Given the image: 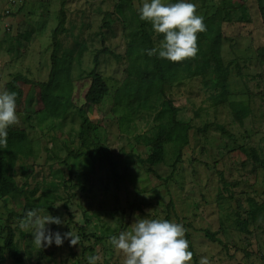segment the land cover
<instances>
[{
	"label": "rangeland",
	"instance_id": "rangeland-1",
	"mask_svg": "<svg viewBox=\"0 0 264 264\" xmlns=\"http://www.w3.org/2000/svg\"><path fill=\"white\" fill-rule=\"evenodd\" d=\"M61 1L16 0L10 4L0 0V90H5L17 72L47 80L51 31L58 22ZM187 2L194 3L196 14L203 17L220 4V0ZM142 3L65 0V30L58 36V55L65 53L71 59L75 106L60 119L16 113L18 126L28 133L33 150L16 159L8 173L33 199L45 194L48 207L35 209L38 215L49 213L64 221L46 227L77 234L79 244L72 246L65 239L62 246L38 247L32 227L22 229L21 219L9 214H20L23 200L0 197V246L10 217L23 264H88L87 258L93 255L99 258L97 264H123L124 255L109 238L130 230L140 218L168 216L187 230L198 264L201 257H207L210 264H264V166L242 150L252 148L264 160V63L257 53L264 46V27L259 0H231V18L221 23V56L229 69L227 90L231 100L248 108L241 123L228 104H212L210 90L199 77L166 87V96L177 108L176 117L192 125L189 142L168 180L174 147L167 144L163 162L154 166L161 177L157 178L140 161L149 147L134 139L152 129L156 110L132 115L113 105L114 91L124 77L131 11ZM82 45L85 48L78 60ZM103 48L109 53H100L98 71L108 85L107 93L100 105L80 108L87 85L84 74ZM84 118L90 130L82 144L79 132ZM205 124L208 128L199 131ZM70 151H86L89 156H70ZM169 200L173 207H168ZM250 200L260 208L254 218L249 214ZM200 229L214 233L220 242L206 238ZM0 264H13L6 251ZM191 264H195L193 259Z\"/></svg>",
	"mask_w": 264,
	"mask_h": 264
},
{
	"label": "trees",
	"instance_id": "trees-1",
	"mask_svg": "<svg viewBox=\"0 0 264 264\" xmlns=\"http://www.w3.org/2000/svg\"><path fill=\"white\" fill-rule=\"evenodd\" d=\"M175 2L177 0H168L166 3ZM64 5L65 0H62L57 25L51 31L52 51L47 80L30 79L17 72L12 74L10 80L5 84V90L17 94V114H24L29 118H32L33 115L44 114L53 119H60L65 117L75 106V79L72 76V62L65 53H62L63 56L58 55L60 49L58 36L65 30ZM229 6H231V0H220L219 7L211 15L203 17L206 31L198 34V54L194 59H186L183 62H171L158 58L156 55L148 56L144 50L155 47L163 37L156 35L149 22L140 20L138 9L131 11L132 29L129 32V40L123 55L125 58L124 77L114 91L113 105L127 109L132 115H137L142 111L156 110L152 129L149 132L136 135L134 139L137 143L149 147L148 155L140 161L145 170L157 178L161 177L155 172L154 166L163 162L167 144L174 147L176 154L171 164L172 170L166 180L176 171V163L181 157L182 149L189 142V131L192 129V125L188 121L176 117L177 108L173 100L166 96V87L179 86L187 80L199 77L203 85L209 88L213 105L228 104L234 119L239 123L248 114L246 105L230 99L231 94L227 90L229 69L221 56V43L224 39L221 23L223 20L231 18ZM258 7L264 27V0H259ZM84 48L85 46L82 45L78 49L76 56L78 60L81 59ZM103 52L109 53V50L103 48L101 51H97L92 60L93 67L84 74L87 85L82 93L83 102L80 108L100 105L107 93L108 85L103 75L98 71L99 55ZM257 53L261 62L264 63V46L258 48ZM113 56L116 57L114 54ZM207 128L208 124H205L199 131H205ZM219 129L222 133H226L223 127L219 126ZM89 130L90 122L84 118L83 126L79 132L82 144ZM32 150V143L24 127L12 126L8 129V148L0 149V197H20L23 200L20 214L9 213L10 216L16 215L20 219L24 218L28 210L48 207V199L45 194L36 200L33 199L28 195L25 187L19 186L12 175L8 173V167L13 165L16 159L30 155ZM242 150L254 162L264 166V160L257 155L254 149L242 148ZM69 155L79 157L89 156V153L70 151ZM168 207H173L172 200H169ZM258 209H260L258 205L250 200V217L254 218ZM9 218L5 222L0 258L6 251L13 260V264H23V257L15 239V231L9 224ZM165 219H168V216ZM200 231L206 238L220 242L214 233L206 229H200ZM19 236L23 237L21 230ZM186 239L189 241V250L193 252L194 263L198 264L187 232Z\"/></svg>",
	"mask_w": 264,
	"mask_h": 264
},
{
	"label": "clouds",
	"instance_id": "clouds-1",
	"mask_svg": "<svg viewBox=\"0 0 264 264\" xmlns=\"http://www.w3.org/2000/svg\"><path fill=\"white\" fill-rule=\"evenodd\" d=\"M194 3L177 0H143L138 8L139 18L151 24L156 35L162 39L151 49L144 50L148 56L171 62L194 59L198 54V34L206 31L203 16L197 15ZM16 93L0 90V149L8 148V129L18 126L16 114ZM60 204L54 206L59 207ZM19 226L33 229V239L40 248L62 246L65 239L72 246L79 244V236L71 231L61 234L46 227L48 224L64 223L58 216L49 213L38 215L37 210H28ZM183 225L162 218H140L131 229L111 236L110 243L124 255L123 264H191L193 252L189 250ZM97 256H89L88 264H97ZM199 264H210L207 257H201Z\"/></svg>",
	"mask_w": 264,
	"mask_h": 264
},
{
	"label": "built area",
	"instance_id": "built-area-1",
	"mask_svg": "<svg viewBox=\"0 0 264 264\" xmlns=\"http://www.w3.org/2000/svg\"><path fill=\"white\" fill-rule=\"evenodd\" d=\"M16 0H7L8 3L12 4L14 3Z\"/></svg>",
	"mask_w": 264,
	"mask_h": 264
}]
</instances>
